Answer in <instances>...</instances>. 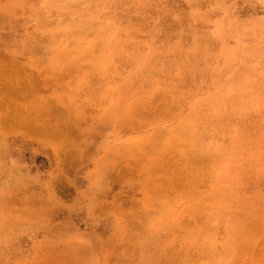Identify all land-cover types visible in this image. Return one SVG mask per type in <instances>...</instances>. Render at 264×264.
Segmentation results:
<instances>
[{"label":"rangeland","instance_id":"rangeland-1","mask_svg":"<svg viewBox=\"0 0 264 264\" xmlns=\"http://www.w3.org/2000/svg\"><path fill=\"white\" fill-rule=\"evenodd\" d=\"M0 264H264V0H0Z\"/></svg>","mask_w":264,"mask_h":264},{"label":"bare ground","instance_id":"bare-ground-1","mask_svg":"<svg viewBox=\"0 0 264 264\" xmlns=\"http://www.w3.org/2000/svg\"><path fill=\"white\" fill-rule=\"evenodd\" d=\"M32 133H34V132H32Z\"/></svg>","mask_w":264,"mask_h":264}]
</instances>
